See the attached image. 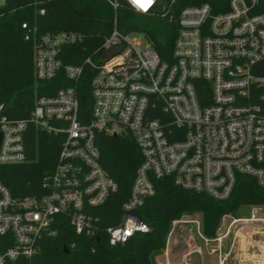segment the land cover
Instances as JSON below:
<instances>
[{
    "label": "built area",
    "instance_id": "1",
    "mask_svg": "<svg viewBox=\"0 0 264 264\" xmlns=\"http://www.w3.org/2000/svg\"><path fill=\"white\" fill-rule=\"evenodd\" d=\"M107 1L114 10L124 6L175 22L171 58L162 59L143 32L119 29L116 18L100 46L76 64L62 56L67 46L81 41V34L60 30L40 35L33 52L34 78L64 77L73 84L54 91L47 87L24 117L11 116L0 101V166L28 162L33 134L37 140L57 137L59 145L40 193L13 195L0 181V264L33 257L41 238L55 234L56 215H64L76 234L96 233L99 216L93 211L117 190L100 164L98 133L129 135L142 155L121 205V220L105 229L110 245L117 230L121 238L115 245L149 231L132 212L154 195L156 178L170 177L178 187L216 200L230 196L239 175L264 185V74L259 72L264 0H227L219 10L208 1L178 6L179 0H154L146 11L148 0ZM86 70L90 104L81 111L76 83ZM246 213L224 215L225 231L212 239L202 234L201 219L193 215L176 218L172 225L189 226L190 234L213 240L220 250L237 224L264 223V205H250ZM129 230L132 235L124 240ZM194 251L201 252L199 247Z\"/></svg>",
    "mask_w": 264,
    "mask_h": 264
},
{
    "label": "trees",
    "instance_id": "2",
    "mask_svg": "<svg viewBox=\"0 0 264 264\" xmlns=\"http://www.w3.org/2000/svg\"><path fill=\"white\" fill-rule=\"evenodd\" d=\"M199 1L210 2L216 10L227 3V0H179L178 6ZM114 18L119 29L143 32L162 59L171 58L175 22L147 17L124 6L114 10L107 0H5L0 6V101L8 113L13 117L27 116L36 96L47 87L54 91L61 85L73 84L64 77L61 81L34 78L33 52L41 34L60 30L81 34V41L67 46L62 56L64 62L76 64L100 46ZM259 72L264 74V61ZM89 78L90 72L86 70L76 83L81 111L89 109ZM96 143L101 166L117 184V190L93 211L99 216L96 233L76 234L64 215H56L55 234L41 238L38 252L29 259H21L20 264H157L156 258L166 249L173 219L200 213L202 234L212 239L223 215L238 218L242 217L241 212H247L248 206L264 205V185H258L247 175L237 176L232 193L224 200L185 190L170 177L156 178L154 195L132 212L148 224L149 231L136 232L125 243L110 245L105 229L120 222L121 205L129 196L142 155L129 135L98 133ZM58 147L57 137L41 135L37 140L33 134L29 161L0 166V181L13 195L40 193V181L54 166ZM71 242L75 243L74 248H70ZM64 246L68 252L63 251Z\"/></svg>",
    "mask_w": 264,
    "mask_h": 264
},
{
    "label": "rangeland",
    "instance_id": "3",
    "mask_svg": "<svg viewBox=\"0 0 264 264\" xmlns=\"http://www.w3.org/2000/svg\"><path fill=\"white\" fill-rule=\"evenodd\" d=\"M4 2L5 0H0V6ZM132 35L143 39L140 32H134ZM192 215L201 219L200 213H194ZM240 215L245 216L247 213L241 212ZM223 217L224 215L216 231V236L223 234L225 231L227 218L224 219ZM172 221L167 234L166 247H172L173 252L176 253V256L174 255L175 259L179 260L183 257L184 252H192L195 244H200V242L194 232L190 234L189 226L183 224L173 226ZM243 228L248 230L240 231ZM220 249L221 253H215L209 259L206 258V255H203L204 259L202 261L199 258L200 256L196 257L194 256L195 253H193L191 255L192 261L195 264H202V262L203 264H219L221 255L222 259L226 255L225 264H264V223H255L252 225L237 224L232 228L229 236L222 239Z\"/></svg>",
    "mask_w": 264,
    "mask_h": 264
},
{
    "label": "crops",
    "instance_id": "4",
    "mask_svg": "<svg viewBox=\"0 0 264 264\" xmlns=\"http://www.w3.org/2000/svg\"><path fill=\"white\" fill-rule=\"evenodd\" d=\"M198 240H199L200 244H195V247L200 248V250H201L200 253H198L194 250H192V252H190V253L184 252L183 257L180 258L179 260H177V259H175L176 253L173 252V248L168 246V247H166L164 253L156 258L157 264H195V263H193L192 256H191L193 253H195L194 256H196V257L200 256L199 258L201 261L204 259L203 255H206L207 256L206 258L209 259L210 256H212L215 253H221L220 252L221 249L218 251V248H217L218 245L213 240H211L209 242H204L200 238ZM187 256L189 257L188 261H187ZM226 258L227 257L225 255V257H223V259H222V255H221V258L219 260V264H225ZM202 264H203V262H202Z\"/></svg>",
    "mask_w": 264,
    "mask_h": 264
},
{
    "label": "clouds",
    "instance_id": "5",
    "mask_svg": "<svg viewBox=\"0 0 264 264\" xmlns=\"http://www.w3.org/2000/svg\"><path fill=\"white\" fill-rule=\"evenodd\" d=\"M152 3H154V0H151L150 3H146V4L143 6V9H142V10L146 11V10L148 9V7H149ZM142 230L147 231L148 229H147V227L145 226ZM109 231H111V229H110ZM130 235H132V230L127 231V232L125 233V235L123 236V239L126 240L127 237L130 236ZM112 236H113V238L110 240V243H112L113 245H115L117 239H120V238H121V236H120V231L117 230L116 232H113V233H112Z\"/></svg>",
    "mask_w": 264,
    "mask_h": 264
},
{
    "label": "water",
    "instance_id": "6",
    "mask_svg": "<svg viewBox=\"0 0 264 264\" xmlns=\"http://www.w3.org/2000/svg\"><path fill=\"white\" fill-rule=\"evenodd\" d=\"M117 50H118V47L113 48L112 50L108 51V52L105 54L104 57L106 58V57L112 55V54L115 53ZM63 251H64V252H68L69 250H68V248H66V247L64 246V247H63Z\"/></svg>",
    "mask_w": 264,
    "mask_h": 264
},
{
    "label": "snow or ice",
    "instance_id": "7",
    "mask_svg": "<svg viewBox=\"0 0 264 264\" xmlns=\"http://www.w3.org/2000/svg\"><path fill=\"white\" fill-rule=\"evenodd\" d=\"M137 2L139 3L140 2V0H137ZM151 2V0H148V3H150Z\"/></svg>",
    "mask_w": 264,
    "mask_h": 264
},
{
    "label": "bare ground",
    "instance_id": "8",
    "mask_svg": "<svg viewBox=\"0 0 264 264\" xmlns=\"http://www.w3.org/2000/svg\"><path fill=\"white\" fill-rule=\"evenodd\" d=\"M244 230H248V229L243 228V229H241L240 231H244Z\"/></svg>",
    "mask_w": 264,
    "mask_h": 264
}]
</instances>
